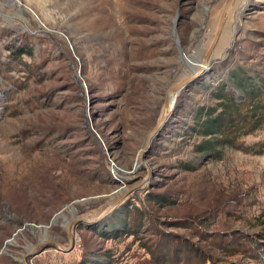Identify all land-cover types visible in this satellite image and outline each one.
Wrapping results in <instances>:
<instances>
[{
    "label": "rangeland",
    "instance_id": "374dc122",
    "mask_svg": "<svg viewBox=\"0 0 264 264\" xmlns=\"http://www.w3.org/2000/svg\"><path fill=\"white\" fill-rule=\"evenodd\" d=\"M227 1L0 0V250L13 239L0 264H22L37 242L17 233L25 224L81 201L48 232L69 247L70 211L91 219L126 191L97 223L73 224L72 251L49 247L29 264H257L264 153L227 147L214 161L193 130L233 71L264 76V0H234L213 46ZM210 50L143 164L168 91ZM242 142H264V130ZM127 219L135 236L114 226Z\"/></svg>",
    "mask_w": 264,
    "mask_h": 264
},
{
    "label": "trees",
    "instance_id": "16d2710c",
    "mask_svg": "<svg viewBox=\"0 0 264 264\" xmlns=\"http://www.w3.org/2000/svg\"><path fill=\"white\" fill-rule=\"evenodd\" d=\"M28 52L25 50L14 52V57L19 55L22 57ZM204 86L207 87L206 84ZM211 95L217 103L215 106L200 108L193 129L203 139L196 147L202 156L220 161L227 147L248 154L264 153V142L252 146L242 142L244 137L264 130V76L253 78L240 68L231 73L229 80L222 81L214 88ZM114 226L119 232L126 228L127 235L136 234L131 231L128 219L119 221ZM168 252L172 254V251ZM252 253V259H255L257 264H262L264 254L259 251ZM176 259L179 261V258Z\"/></svg>",
    "mask_w": 264,
    "mask_h": 264
},
{
    "label": "water",
    "instance_id": "95a60500",
    "mask_svg": "<svg viewBox=\"0 0 264 264\" xmlns=\"http://www.w3.org/2000/svg\"><path fill=\"white\" fill-rule=\"evenodd\" d=\"M234 0H228L225 8L222 12L221 18H220V23H219V28L213 43V46L216 45V43L218 42L222 29H223V25L226 19V16L229 12V9L232 5ZM211 53V50L209 51V53L206 55L205 60L207 62L204 63L203 66L200 67V69L197 72H194L193 70V75L190 76L189 78L179 82L176 86H174L173 88H171L168 93H167V99H166V103H165V109L163 111L161 120L159 121V123L154 127V129L150 132V134L148 135V138L146 140V143L143 147V150L140 152V158L143 161V164H145V159H144V153L145 150L148 147V144H150V142L152 141V139L158 135L163 128L165 127L166 123L168 122L169 118L171 117L172 114V110L173 107H171V95L175 94L177 96V93L181 90V89H185L186 86H188L190 83H192L193 81L197 80L198 78H200V76H203L205 74L206 71H208L210 69L209 67V63H208V59H209V55ZM176 100V97H175ZM175 100L173 101V105L175 104ZM124 181H122L121 183L123 184ZM125 183V182H124ZM130 191H126L125 193L122 194L121 197H119L116 200H112L110 202H106L98 211V213L91 219H87V218H82V217H78V211L77 210H72L69 212L70 215H72L71 219L68 218H64V224L63 227L66 230V235H67V241L69 244V247H66L62 242H60L59 240L50 237L49 236V230L52 229L55 225H57L59 219H61V214L66 212L67 209L69 207H72L73 205H76L78 203H80L81 201H75L73 204H70L68 206H66L62 211H60V213H58L57 215H55V217L51 220V222L48 225H35V224H25L23 226L22 229H19L17 231V233H20L24 230H28L32 235H34L37 239L36 243H30L27 248L25 249V254L22 256L21 258V262L22 264H29V258L30 257H35L39 254H41L42 252H44L46 249H48L49 247H55L58 246L60 248H62L64 251H72L73 247H74V243L75 240L73 238V235L71 233V228L73 226L74 223H78V224H83L86 226L92 225L94 223H97V221L100 220V218L102 217V212L105 208L107 207H114L115 205H117L123 198L124 196ZM91 200V199H90ZM37 230H39L40 232H42L40 235L36 234ZM15 237V235H14ZM13 239L6 241L4 247L0 250V256L2 255H9L8 251H7V246L11 243ZM38 250H40L38 252Z\"/></svg>",
    "mask_w": 264,
    "mask_h": 264
},
{
    "label": "bare ground",
    "instance_id": "6f19581e",
    "mask_svg": "<svg viewBox=\"0 0 264 264\" xmlns=\"http://www.w3.org/2000/svg\"><path fill=\"white\" fill-rule=\"evenodd\" d=\"M231 23H232V22H231ZM224 24H225V22H224ZM223 26H224V25H223ZM231 26H232V25H231ZM229 27H230V25H229ZM223 28H224V27H223ZM228 29L230 30V28H228ZM228 29H226V30H228ZM222 31H223V29H222ZM229 32H230V31H229ZM224 39H225V38H224ZM222 41H223V39H222ZM219 45L221 46V44H219ZM221 48H222V47H221ZM217 55H218V53H217ZM189 62H190V61H189ZM189 65H190V64H188V66H189ZM189 67H190V66H189ZM175 97H176L175 94H172V95H171V99L174 98V100H175ZM170 103H171V102H170ZM172 105H173V104H171V107H173ZM72 207H73V206H72ZM69 208H70V207H69ZM69 208H68V209H69ZM61 215H62V214H61ZM61 215H60V216H61ZM50 230H51V229H50ZM50 230H49V231H50ZM38 231H39V230H38ZM41 233H42V232H41Z\"/></svg>",
    "mask_w": 264,
    "mask_h": 264
},
{
    "label": "flooded vegetation",
    "instance_id": "af4514ba",
    "mask_svg": "<svg viewBox=\"0 0 264 264\" xmlns=\"http://www.w3.org/2000/svg\"><path fill=\"white\" fill-rule=\"evenodd\" d=\"M66 231V230H65ZM67 236V235H66Z\"/></svg>",
    "mask_w": 264,
    "mask_h": 264
}]
</instances>
